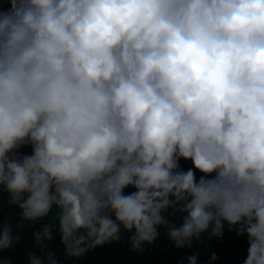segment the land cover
<instances>
[{"label": "clouds", "instance_id": "1", "mask_svg": "<svg viewBox=\"0 0 264 264\" xmlns=\"http://www.w3.org/2000/svg\"><path fill=\"white\" fill-rule=\"evenodd\" d=\"M26 143L32 154L17 155ZM0 187L27 221L56 208L76 257L122 230L152 244L179 205L177 247L227 223L248 236L245 264H264V0H12L0 13ZM19 240L0 226V251Z\"/></svg>", "mask_w": 264, "mask_h": 264}, {"label": "trees", "instance_id": "2", "mask_svg": "<svg viewBox=\"0 0 264 264\" xmlns=\"http://www.w3.org/2000/svg\"><path fill=\"white\" fill-rule=\"evenodd\" d=\"M12 0H0V13L11 9ZM32 146L26 143L17 150V155H31ZM181 171L192 170L197 179L202 175L191 160L179 161ZM125 190V194L134 192ZM166 223L158 227V236L152 244L136 247L133 232L122 230L120 238L101 246H93L90 240L80 246L87 250L79 257L70 255L76 240H65L60 228L58 211L53 208L49 215L38 221H27L18 205L10 202L9 193L0 187V226L10 223L14 234L20 237L12 249L0 251V261L10 258L13 264H28L33 254L46 258L51 253L57 264H188V257L197 255V264H245L249 252L247 234H239V226L225 223L221 236L202 234L194 239L190 248H180L169 236V229L178 226L185 215L180 206L170 208L165 214ZM45 227L51 229V239L37 241L36 234Z\"/></svg>", "mask_w": 264, "mask_h": 264}]
</instances>
